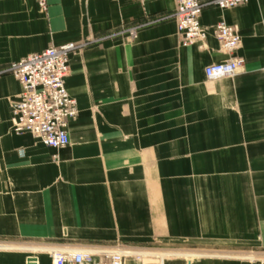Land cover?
Returning a JSON list of instances; mask_svg holds the SVG:
<instances>
[{"label":"crops","instance_id":"0c3cea01","mask_svg":"<svg viewBox=\"0 0 264 264\" xmlns=\"http://www.w3.org/2000/svg\"><path fill=\"white\" fill-rule=\"evenodd\" d=\"M175 7V0H48L43 12L34 0H0V239L70 246L121 239L258 258L162 251L123 264H264V0L226 10L208 4L202 49L180 44L168 18ZM219 22L241 37L232 54L210 29ZM131 26L139 28L129 42L119 32ZM85 41L94 42L70 55L65 79L78 109L68 145L49 148L14 133L10 107L21 87L9 64ZM231 57L242 60L238 74L205 78L206 66ZM0 247V264H27L24 251L52 264L47 247ZM77 264L107 263L94 256Z\"/></svg>","mask_w":264,"mask_h":264},{"label":"built area","instance_id":"2783aa9c","mask_svg":"<svg viewBox=\"0 0 264 264\" xmlns=\"http://www.w3.org/2000/svg\"><path fill=\"white\" fill-rule=\"evenodd\" d=\"M41 10H46L48 0H35ZM145 3L149 0H140ZM176 8L168 17L177 24V31L183 45L199 44L204 48L208 30L200 23L203 9L213 5L220 10L234 8L248 0H175ZM164 17L162 19H165ZM211 31L222 51L234 53L240 46L241 37L235 27L224 22L215 24ZM129 39L136 38V29L127 31ZM73 43L49 47L41 52L32 53L18 62L11 63L6 69L20 84V92L11 103V123L15 133H29L49 148H63L68 145V126L77 116L76 101L70 97L65 87L69 73V54L75 49ZM242 60L231 57L229 60L214 63L204 68L208 80L233 77L240 72ZM52 264L66 262L81 263L95 256L86 250L74 248L47 247ZM113 252L101 251L97 256L110 264H122L129 257L124 247L116 246ZM27 264H36L34 257H27Z\"/></svg>","mask_w":264,"mask_h":264},{"label":"rangeland","instance_id":"374dc122","mask_svg":"<svg viewBox=\"0 0 264 264\" xmlns=\"http://www.w3.org/2000/svg\"><path fill=\"white\" fill-rule=\"evenodd\" d=\"M141 3H143V2H141ZM47 8H48V6H47ZM39 10L45 12L47 9L46 10H41L39 8ZM175 24H176V22H175ZM132 28L136 29V38H137V29L139 28V26H131V27L123 28V30L120 31L119 34L122 35L124 38L128 39L129 42H132L136 38L135 39H129L128 38V33H127V31L129 29H132ZM176 29H177V24H176ZM177 34H178V31H177ZM178 36H179V34H178ZM179 38H180V36H179ZM93 42L94 41H85V42H82V43H73L76 47H75V49L73 51L70 52L69 59H70V55H72L74 53H77V52L83 51L86 47H88L91 44H93ZM180 44L182 46H185L181 42V38H180ZM192 45H194V44H192ZM197 45L199 47V44H197ZM187 46H189V45H187ZM50 47H57V46H50ZM25 57H23V58H25ZM225 78H230V77H225ZM10 110H11V107H10ZM77 111H78V109H77ZM11 125H12V123H11ZM21 134H23V133H21ZM53 159L55 160L56 159V156H54ZM5 244H8V245L10 244V245H13V246H16V245L17 246L18 245H31L32 244V245H39V246H42V247H48V246H50V247L58 248V249L71 248V247L72 248H75V249H82V250L89 249V250H93V253L95 254V256H97L96 254L101 253L102 250L103 251L105 250V251L113 252L114 251L113 249H115L116 246H120V247H124V249L127 250V254L129 255V257H127V258H132V257L134 258V257H137V256H139V257L140 256L141 257H145V256H153V255L160 257V256H162L164 254V252L162 253V251H172L171 253H169V255H172V256H182V255H184V256H190V257H195L196 258V257L202 256L203 253H201V252H206V254L215 253L217 256L225 257V258L215 257L217 259H229V260H231V258H234V259H244V260H254V259H258L256 257V254L255 253H253L251 251L242 250V249L241 250H239V249H218V248H205L204 249V248H198V247H195V246L194 247H155V248L150 249V248H144V247L142 248V247H139L140 245H138V243H134V242H131V241H124V240H121V239H116L114 241H91V242L90 241L89 242H82V241H80V242L74 243V244H78V246H70L69 245L70 244V241H67L65 239L60 240L58 242H56V241L55 242H52V241H43V242H41V241L40 242H33V241H13V240L0 239V245H5ZM150 245L158 246V245H162V244L158 240H156V238H152V240L150 242ZM90 247H93V248H90ZM0 249L3 250L4 248L0 247ZM10 251H15L16 252V251H20V250H10ZM24 252L28 256L33 255L35 257V255H36L35 253L29 252V251H24ZM99 258H101V257H99ZM178 258H180V257H178ZM181 258H184V257H181ZM102 259L104 260L105 263L110 264L108 262V260H106L104 258H102ZM124 259H123V261H124ZM51 263H52V261H51Z\"/></svg>","mask_w":264,"mask_h":264},{"label":"bare ground","instance_id":"6f19581e","mask_svg":"<svg viewBox=\"0 0 264 264\" xmlns=\"http://www.w3.org/2000/svg\"><path fill=\"white\" fill-rule=\"evenodd\" d=\"M86 251L90 252L91 254H94V253H93V250L86 249ZM31 257H34V256H31ZM34 258H35L36 261H37V258H36V257H34Z\"/></svg>","mask_w":264,"mask_h":264}]
</instances>
